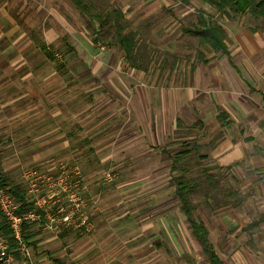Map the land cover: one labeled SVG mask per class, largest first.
<instances>
[{
  "label": "crops",
  "instance_id": "obj_1",
  "mask_svg": "<svg viewBox=\"0 0 264 264\" xmlns=\"http://www.w3.org/2000/svg\"><path fill=\"white\" fill-rule=\"evenodd\" d=\"M157 1L152 4L157 8H152L148 17L157 16L161 8L166 9L167 16L181 27L179 36L188 37L179 42L186 51L182 53L183 57L197 51L199 55L192 56L187 63L183 58L180 66L173 62V71H168L165 77L159 71L158 77L152 78L145 72L146 68L128 67L120 46L109 47L102 55L106 60L94 66H87L85 60L79 61V58L65 64L50 60L46 51L53 52L57 58V48L70 49V58L78 50L92 54L96 49L82 35V26L72 25L73 20L85 23L86 18L70 0H0V75H3L0 92H8L0 99L12 101L10 106L21 101L19 109L17 106L9 112L0 109V118L5 122L0 135L12 134L13 122L10 123L7 117H16L19 110L21 134L27 143L23 146L27 149L25 154H34L27 145L33 149L51 150L57 158L68 150L67 154L75 163L77 158L90 165L89 155H94L98 148L113 149L109 141L110 134L118 132L115 123H128L123 132L119 131L124 134L116 148L121 158L127 160L126 165H154L155 168L149 169L144 176H154V179L163 176L164 182L172 181L176 172L172 171L169 155L183 148L192 150L195 145L198 151L189 154L192 159L198 156L202 163L208 156L212 159L211 164L229 169L231 176H237L238 171L246 176L257 171L258 174L252 175L257 177L250 179V187L264 196V28L244 27L236 21L238 14L228 18L211 5L197 0H189L187 4L180 0L177 3V0ZM122 12L130 24L132 14L123 8ZM194 14H197V22L199 16H205L224 27L228 55L200 45L197 37L184 32L192 27L186 18ZM134 24H130V29L136 31ZM150 24L146 23L145 28H149V37L154 38L152 44L163 49L157 40L160 33H168L167 29ZM144 25L140 23L137 28ZM140 31L138 33L143 35V30ZM187 41L196 47L188 49ZM169 46L165 45V48ZM77 63L84 64L85 70L76 76L71 70L78 66ZM120 71L130 77V82ZM33 115L37 116L33 119ZM9 139L8 144L12 143V138ZM151 211L138 218L137 210L110 212L107 216L115 215L109 219L112 223L107 228L110 229H106L100 241H92L86 255L78 253L79 245L74 246L72 255L64 251L60 238L67 234L58 233L45 239L36 235L29 245L34 255L31 263L77 264L79 260L82 264H173L179 254L172 209L152 207ZM208 212L200 207L196 216L205 224L209 241L221 261L224 264H256L254 255L241 256L235 251L225 259L218 249L224 237L230 243L229 248L236 247L238 232L247 226V220L246 224L242 222L245 220L241 218L242 214L238 215L235 209L227 211L214 207L210 219ZM178 214L181 215L177 221L179 225L180 221L188 223L180 209ZM163 215H168L169 221H163ZM145 219L148 222H143ZM189 230L192 241L198 245L190 227ZM55 240L59 242L54 243ZM65 253L68 258H62ZM201 254L197 260L191 259V263L211 264Z\"/></svg>",
  "mask_w": 264,
  "mask_h": 264
},
{
  "label": "rangeland",
  "instance_id": "obj_2",
  "mask_svg": "<svg viewBox=\"0 0 264 264\" xmlns=\"http://www.w3.org/2000/svg\"><path fill=\"white\" fill-rule=\"evenodd\" d=\"M89 2H91L93 14H95L94 12H110L113 10V8L121 9V11L123 8L124 10H127L128 14H132V21H129L130 24L132 25L135 23L134 25H136V31L141 32L140 30H143L142 32L145 34L140 41L139 53L137 54V63L147 68L145 71L147 75L150 74L152 75V78H157V73L162 71V77H165V74L168 73V71H173V62L176 63L177 66L182 64L181 62L184 58L182 53L186 51L183 48L184 45L179 42L184 41L185 38L188 37L185 35L179 36L181 27L175 24L176 20L172 22L171 17L167 16L168 12L166 9L161 8L158 11L157 16L148 17L151 15L149 12L154 6H152L154 0H89ZM155 2L158 1L155 0ZM175 2L177 3L178 1ZM86 3L90 6L87 0ZM155 8L157 7H154L153 10ZM186 19L187 24L189 26H193L197 22V14H194V16L190 15V17H187ZM236 21L239 24H243L244 27L253 25L259 28H264V18L258 16L256 17L249 11H246L244 14H238L236 16ZM148 22L151 23L150 25H152V27L160 25V28L163 27L167 29L168 33H166V35L164 33H160L161 37H158L157 40L162 44L163 49H160L157 47V45L152 44V40H154V38L149 37V28H145L146 23ZM71 23L77 28L82 26V29L79 28L80 30H84L82 35H85V37L91 41L93 38V34L91 32L92 30H88L86 22L84 23V21L81 20H73ZM140 23L145 25L141 28H137ZM95 27L98 28L96 23ZM171 27H173V29H171ZM110 40L111 39L101 41L97 45L93 44L95 46L93 48L96 49L94 52H92V54L86 53L85 50L83 52L78 50L75 55L73 54L72 58L69 57V53L71 51L67 47L57 48L58 53H55H57L59 56L56 58V60L62 64H65V62H71L70 60L76 62V60L79 58V61H81V59L85 60L84 62L87 64V66H90V64L94 66V64L98 62L106 60L103 59L104 56L102 55H104L106 51L109 50V47L111 48V46L108 45ZM148 41L150 42V45ZM173 42L175 43L174 45H172ZM165 45L170 46L165 48ZM186 46L190 50L192 47H196L188 41ZM171 48L173 49V53L171 52ZM87 55H90V57ZM198 55V51L195 54L192 52L190 56L184 58V62L187 63L191 61L192 56L197 57ZM85 56H87V58ZM125 63L128 64L126 61ZM77 65L78 66L76 68L71 70L73 75L76 76L80 73H83L85 70L84 64L77 63ZM128 67L134 68L130 64H128ZM176 71L178 72V70ZM119 73L127 82H130V77H126L127 74L122 73L121 71ZM63 74L64 72H62V75ZM0 76L1 79L3 75ZM2 94H8V92L2 90L0 92V96ZM17 98H19V96ZM10 104H12V101L5 102L0 99L1 111L5 112V110H7V112H9L11 108H14V106H17L16 108L19 109L21 106V101L18 100L15 105L13 104V106H10ZM19 113L21 112L18 110V115L16 117L13 115L7 117V119L10 120V123L13 122L12 134H8V132H6V134L2 133L0 135V162L1 168L7 177L24 185L27 198L34 204V209L30 211H32L34 215L40 214V218L36 217V220L32 223H30L32 220L29 219L22 220L21 223L24 222L23 227L24 225L31 226V228L35 229V231L38 233L39 239H45L47 237L53 238L57 236L56 234L58 233H60L59 235L67 234L63 239L60 238L64 244V251L68 255H72V252L75 250L74 246L79 245L77 248V250L80 248L78 253L81 252L82 255H86L89 252L87 249L91 246L92 241L94 240L93 242L97 243L102 239L106 229H110L107 228V225H111L112 223V221L109 219L112 216H115H107L110 212L116 214L117 212H121L122 209L130 211L137 210L138 212L136 218H138L139 216L141 217L144 214L147 215L148 213L152 212V207L159 208L168 206L172 209V217H174V221L176 223V230L174 231L176 238L174 239H176V242L178 243L176 245V250L179 254L177 258L175 257L176 262H173V264H185L186 262L192 264L191 259L194 258L197 260L199 255H202L200 245H197L192 241L188 223L184 224L181 223V221L180 225L177 223V221L181 218V215L178 214L180 204L177 198L174 196L175 188L171 185L172 181L164 182L165 178L163 179V176H156V179H154V176H144L149 169L152 170L155 168L154 165H148L147 163L140 165H126L127 160H123L121 158V153L119 150H117L116 146H119L117 145V141L122 139V135L124 134L119 133V131L123 132L128 126V123H115V128H118V132L110 134L112 137L109 141V145L113 146V149L108 147V149H100L98 146L96 153L94 155H89V165L87 161H83L81 163V159L77 160V158V163H75V161L70 159V154H67L68 150H66L65 154L60 156V158H57L52 155L51 150H44L40 147V149H33L29 148V145H27L28 149L34 154H25L27 149H25L23 146H25L27 143L21 134L22 126L20 123L21 117ZM36 116L37 115H33V119ZM1 119L2 118H0V129L4 130L5 122L3 123L4 119H2L1 122ZM15 120L18 122L15 123ZM35 122L36 121L34 120V123ZM41 134L44 137L46 136L45 133ZM35 135H37L36 132ZM9 138H12V143L10 144L6 143L7 140H10ZM30 138L31 137H29V139ZM33 140L35 142L36 139ZM77 153L78 156L79 152ZM133 160L135 159H132V161ZM145 160L147 159H143V161ZM211 163L212 159H208V156L202 163L199 161L198 156H195V158L192 159L188 165H186V177L190 180H193L194 184L198 185L197 190L191 193V199L197 206L195 215L198 208L202 207L204 210L209 211L208 215L211 219V215H213L211 212L214 209V203H217L219 208L226 209L227 211L229 209L237 210V214H242L241 218L245 219L242 221L244 224H246L245 221L247 220V226L244 227L246 231L242 230L240 233L238 232V240L235 241L236 247L231 246V248H229L230 243H227L224 239L226 237H224L222 238L218 249L225 259H229V257H231L236 251V253L242 254L241 256H245L247 254L254 255L256 264L259 262L264 264V196H262L260 193H257L252 189V187H250V179H255V177H257L252 176L258 174L256 173L257 171H254L248 176L242 173L244 175L243 176L240 171H238L237 176H231L229 169H220ZM28 172H35L33 173V176L40 177L39 181L37 182H34L33 178L35 187L37 190H39L37 198L34 194H30V179L26 180L24 178V175ZM178 174V172L175 173V175ZM209 177H215L216 179L213 180L218 184L216 183L214 185L212 183L213 180L211 181ZM170 191H172L171 194ZM235 193H237V195H234ZM262 194L264 195V193ZM39 198H41L39 200L40 202L44 200V203L42 204L44 209H41L35 203V201ZM56 199L63 200L61 205L68 204L69 200L71 201L73 199H79L82 205V212L88 219L87 225L79 227L81 229L66 230L62 225L59 228H54V230H44L43 227L45 226L48 219L46 210L49 212H51V210L53 212L56 211L57 205L54 204ZM19 208L21 209V204L19 205ZM28 212L20 213V210L18 209L17 213H20V216L22 217ZM103 213L106 214L103 216ZM161 218L163 221H169L168 215H163ZM147 220L148 219H145L143 222H148ZM49 223L55 226V224L50 220ZM234 230L235 229H233V231ZM70 231L73 232L68 234ZM5 242L7 245V253L10 255L12 253L14 256L12 264H26L28 262V264H30L33 261L34 255L30 249L31 247H29L28 244H26L28 248V254L23 255L20 254L21 251L19 252V255L22 259V261L19 263L15 260V252L10 248L8 242ZM56 242L59 241L55 240L54 243ZM240 242H242L243 245H240ZM17 248V251H19L20 247L18 243ZM164 249L165 247L163 246L162 250L164 251ZM66 253L62 258H68ZM258 257L260 258L258 259ZM200 262H203V260L201 259ZM77 264L82 263L78 260ZM195 264L199 263L195 262Z\"/></svg>",
  "mask_w": 264,
  "mask_h": 264
},
{
  "label": "trees",
  "instance_id": "obj_3",
  "mask_svg": "<svg viewBox=\"0 0 264 264\" xmlns=\"http://www.w3.org/2000/svg\"><path fill=\"white\" fill-rule=\"evenodd\" d=\"M70 1L86 18L87 28L88 30H92L91 32L93 34V38L91 39V42L93 44L97 45L101 41L111 39L108 42V45L112 47L120 46L125 59L132 67L137 69H139V66L146 68L145 66L139 65L137 63V54L139 53L140 41L145 34L143 33L142 35L137 31H133L130 29V24L124 18L121 9L113 8V10H111L110 12H94L95 14H93L91 2H89V0H87V2L90 4V6L86 3V0ZM180 1L184 4H187L189 2V0ZM199 1L211 5L220 14L226 15L228 18H230L232 15L244 14L246 11H249L256 17L258 16L264 18V0ZM95 23L98 25V28L95 27ZM184 32L197 37L200 45L209 46L214 51L222 52L228 55L227 47L225 44L227 33L224 27L217 21L208 19L205 16H199L198 22L192 27L186 28ZM46 54L50 60L53 61L56 59L53 52L46 51ZM195 151H198V147L194 145L192 150L183 148L180 152H177L172 156L169 155L172 160V171L179 173L178 175L173 176L171 185L175 188L174 192L180 204V211L186 217L192 235L200 245L205 258L211 264H224L216 254L213 246L209 241V233L205 224L195 215L197 206L191 199V193L197 190L198 185L194 184L193 180H190L185 175V172L187 170L186 165H188L192 160V157L189 154ZM210 179L212 181L216 178L211 177ZM212 183L215 185L217 182H214L213 180ZM0 187L16 197L17 201L21 204L20 213L28 212L34 209L33 202H31L27 198V193L24 185L7 177V175L1 168V162ZM234 195H237V193H235ZM214 207L219 208V205L217 203H214ZM0 233L5 236L10 248L15 252V258L21 259L19 251H17V243L15 241L11 227L5 220L1 212ZM36 235H38V233L35 231V229H32L31 226L24 225L22 237L26 244L31 246V244L33 243L31 242V240Z\"/></svg>",
  "mask_w": 264,
  "mask_h": 264
},
{
  "label": "built area",
  "instance_id": "obj_4",
  "mask_svg": "<svg viewBox=\"0 0 264 264\" xmlns=\"http://www.w3.org/2000/svg\"><path fill=\"white\" fill-rule=\"evenodd\" d=\"M33 173L32 172L26 173L24 175V178L26 180L30 179V183H29L31 187L30 194H34L35 197L37 198L39 190H37V188L35 187L34 182L39 181L40 177L33 176ZM33 178H34V182H33ZM40 199L41 198L37 199L35 203L38 207L44 209L42 206L44 200L40 202L39 201ZM78 200L79 199L77 200L73 199L71 201L69 200L68 204L61 205L63 200L56 199V202L54 204L57 205V209L55 212H53L52 210L51 212H49L48 210L45 209L48 219L43 229L54 230V228H59L60 226L63 225L66 230H70V229H81L79 227L87 225L88 219L86 218L85 214L82 212V205L80 200L77 203ZM16 201L17 199L13 194L7 192L5 189L0 187V210L3 213L5 219L9 222L11 226L15 241L19 244L20 247L19 250V252L21 251L20 254L26 255L28 254V248L26 242L22 237V227L24 222L21 223V221L29 219L32 220L30 221V223H32L33 221L36 220V217L40 218V214L34 215L33 212L30 211L25 216L21 217L20 213H17L18 209L20 210L19 208L20 204H18L19 202L17 201L18 202L17 203ZM49 220L52 223H54L55 226L51 225L49 223ZM5 241H7L5 236L0 233V264H12L14 256L12 253H11L12 256L7 253V245Z\"/></svg>",
  "mask_w": 264,
  "mask_h": 264
}]
</instances>
